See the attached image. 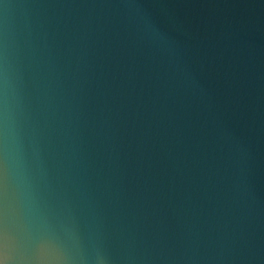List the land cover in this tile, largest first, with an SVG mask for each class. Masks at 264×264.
<instances>
[{
    "label": "water",
    "instance_id": "1",
    "mask_svg": "<svg viewBox=\"0 0 264 264\" xmlns=\"http://www.w3.org/2000/svg\"><path fill=\"white\" fill-rule=\"evenodd\" d=\"M0 264H264V0H0Z\"/></svg>",
    "mask_w": 264,
    "mask_h": 264
}]
</instances>
